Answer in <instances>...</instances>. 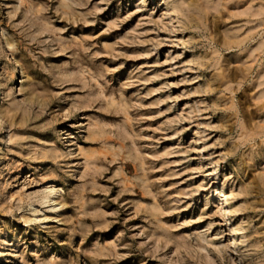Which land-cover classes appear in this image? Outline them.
Listing matches in <instances>:
<instances>
[{"label": "rangeland", "instance_id": "obj_1", "mask_svg": "<svg viewBox=\"0 0 264 264\" xmlns=\"http://www.w3.org/2000/svg\"><path fill=\"white\" fill-rule=\"evenodd\" d=\"M0 264H264V0H0Z\"/></svg>", "mask_w": 264, "mask_h": 264}]
</instances>
